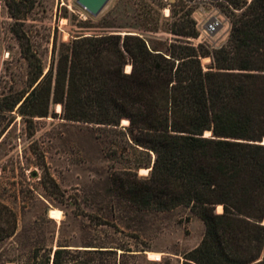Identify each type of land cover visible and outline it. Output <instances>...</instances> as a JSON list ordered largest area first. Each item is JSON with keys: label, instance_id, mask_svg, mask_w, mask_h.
Returning <instances> with one entry per match:
<instances>
[{"label": "trees", "instance_id": "trees-1", "mask_svg": "<svg viewBox=\"0 0 264 264\" xmlns=\"http://www.w3.org/2000/svg\"><path fill=\"white\" fill-rule=\"evenodd\" d=\"M181 1L223 6L226 42L210 48L174 40L160 50L136 33L82 35L58 46L54 39L46 70L23 47L27 87L0 96V137L12 111L32 129L51 104L65 120L111 129L127 120L130 143L153 159L113 172L112 192L139 210L185 206L203 222L200 242L181 264H264V0ZM188 7L170 33L197 36ZM208 56L204 68L200 59ZM141 166L150 168L146 175L137 174ZM15 229L14 211L0 202V242ZM93 261L57 247L32 264Z\"/></svg>", "mask_w": 264, "mask_h": 264}, {"label": "rangeland", "instance_id": "rangeland-1", "mask_svg": "<svg viewBox=\"0 0 264 264\" xmlns=\"http://www.w3.org/2000/svg\"><path fill=\"white\" fill-rule=\"evenodd\" d=\"M189 5L183 7L181 0H108L91 15L76 0H0V96L27 87L21 49L28 47L46 70L54 39L58 46L82 35L136 33L160 50L174 40L210 48L224 44L230 28L224 7L209 1ZM187 7L196 37L168 29L172 21L182 22ZM209 17H218L220 25L204 36L200 27ZM200 62L205 68L210 57ZM11 116L0 137V202L14 211L16 229L0 242V264H32L57 247L94 260L92 264H181L198 245L203 222L188 207L139 210L112 192L113 172L153 159L130 143L122 120L114 129L65 120L57 104H51L47 116L35 117L32 129L17 112ZM148 169L141 166L137 174L146 175ZM53 208L58 218L49 216ZM145 251H157L160 257L153 261Z\"/></svg>", "mask_w": 264, "mask_h": 264}, {"label": "water", "instance_id": "water-1", "mask_svg": "<svg viewBox=\"0 0 264 264\" xmlns=\"http://www.w3.org/2000/svg\"><path fill=\"white\" fill-rule=\"evenodd\" d=\"M108 0H76L89 14L96 15ZM209 132L205 131L204 134ZM264 143V139L262 141ZM150 169V168H149ZM148 169V171H149Z\"/></svg>", "mask_w": 264, "mask_h": 264}, {"label": "built area", "instance_id": "built-area-1", "mask_svg": "<svg viewBox=\"0 0 264 264\" xmlns=\"http://www.w3.org/2000/svg\"><path fill=\"white\" fill-rule=\"evenodd\" d=\"M219 25L220 19L218 17H209L202 23L200 27L202 35L209 36L217 30Z\"/></svg>", "mask_w": 264, "mask_h": 264}, {"label": "bare ground", "instance_id": "bare-ground-1", "mask_svg": "<svg viewBox=\"0 0 264 264\" xmlns=\"http://www.w3.org/2000/svg\"><path fill=\"white\" fill-rule=\"evenodd\" d=\"M208 60V59H207ZM125 70L127 71V70H129V65H126L125 66ZM58 106H59V104H57ZM122 122H124V123H127V121L126 120H122ZM141 171H146V169H140ZM221 205H217V211L218 210H221ZM49 216H51V217H53V218H58V216H59V211L57 210V209H51L50 211H49ZM145 253L147 254V256H148V258H150V259H153V260H155V259H158L159 257H160V253H157V252H153V251H145Z\"/></svg>", "mask_w": 264, "mask_h": 264}, {"label": "crops", "instance_id": "crops-1", "mask_svg": "<svg viewBox=\"0 0 264 264\" xmlns=\"http://www.w3.org/2000/svg\"><path fill=\"white\" fill-rule=\"evenodd\" d=\"M216 209H217V206H216ZM219 211H221V210H218V212H219ZM153 252H154V251H153ZM155 252H157V251H155ZM145 254H146V253H145ZM149 260H150V259H149ZM153 261H154V260H153Z\"/></svg>", "mask_w": 264, "mask_h": 264}]
</instances>
